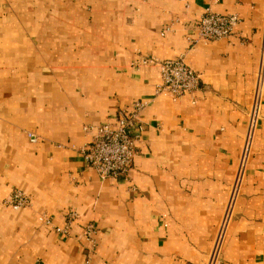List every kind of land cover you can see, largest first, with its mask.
<instances>
[{"label": "crops", "instance_id": "obj_1", "mask_svg": "<svg viewBox=\"0 0 264 264\" xmlns=\"http://www.w3.org/2000/svg\"><path fill=\"white\" fill-rule=\"evenodd\" d=\"M207 12L239 24L201 41ZM263 30L264 0H0V264H84L88 223L92 264H204L245 139ZM144 56L182 57L200 75L195 103L156 94L157 69L133 66ZM136 102L146 104L130 129V178L102 181L83 158L84 127ZM260 109L223 264H264V94ZM14 189L28 208L4 204ZM70 213L68 235L56 233Z\"/></svg>", "mask_w": 264, "mask_h": 264}, {"label": "built area", "instance_id": "obj_2", "mask_svg": "<svg viewBox=\"0 0 264 264\" xmlns=\"http://www.w3.org/2000/svg\"><path fill=\"white\" fill-rule=\"evenodd\" d=\"M239 24L236 15H221L207 12L200 17L197 25L198 38L204 42L217 41L229 38L235 27ZM134 68L155 67L158 72L159 83L155 93L172 100L182 96H188L195 103V94L199 91L200 75L191 69L182 57L176 59L161 60L154 56L140 57L134 64ZM264 69V30L261 44V55L257 75V85L252 108L249 113L247 125V137L243 149L242 162L249 146V140L255 126V114L259 107V95L261 92V77ZM146 103L136 102L132 105V111L119 109L116 112L115 121L107 122L95 127H84L85 132H91L90 141L81 149L83 158L88 166L96 172L100 180L123 178L128 180L132 161L136 154L135 143L137 136L132 134L134 125L140 110ZM31 142L37 139L32 133L27 134ZM14 210L25 209L30 206V198L22 191L14 189L4 203ZM68 221L62 228L55 227L54 231L61 235H68L69 224L76 219L75 213L67 215ZM46 225L50 224L48 218H44ZM166 224L164 223V226ZM224 225V224H223ZM94 224L88 223L83 229V237L87 243L84 264H92L91 257L96 250ZM217 247V245H216Z\"/></svg>", "mask_w": 264, "mask_h": 264}, {"label": "rangeland", "instance_id": "obj_3", "mask_svg": "<svg viewBox=\"0 0 264 264\" xmlns=\"http://www.w3.org/2000/svg\"><path fill=\"white\" fill-rule=\"evenodd\" d=\"M257 75H258V71L256 70V73H255L256 85H257ZM260 85L262 89L259 95V102L263 98V94H264V69L262 71ZM248 118H249V111L247 113V120L245 122L246 128H247ZM261 120H262V112L260 109V112L258 110L255 114V126H254L255 129H253L252 136L250 137V140H249V146L245 154L244 161L241 164L242 156H243V149H244L245 140L247 137V131L244 137L245 139L243 138L244 141H243V145L241 148V152L234 165L232 180L230 181L228 185V188L226 191V197L223 202V206L221 210V215L216 225L214 235L211 239V245H210L207 257L205 258L204 264H223V249L225 246L228 230L231 224L237 218L236 206H237L240 196L242 195V187L246 182L249 167L252 164V160L255 156V153H254L255 134L259 127V123ZM263 156H264V153H263Z\"/></svg>", "mask_w": 264, "mask_h": 264}]
</instances>
